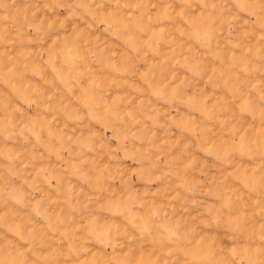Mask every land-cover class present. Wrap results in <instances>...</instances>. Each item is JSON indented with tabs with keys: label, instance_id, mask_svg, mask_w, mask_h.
Here are the masks:
<instances>
[{
	"label": "rangeland",
	"instance_id": "rangeland-1",
	"mask_svg": "<svg viewBox=\"0 0 264 264\" xmlns=\"http://www.w3.org/2000/svg\"><path fill=\"white\" fill-rule=\"evenodd\" d=\"M234 232L264 244V0H0V258L228 264Z\"/></svg>",
	"mask_w": 264,
	"mask_h": 264
},
{
	"label": "clouds",
	"instance_id": "clouds-1",
	"mask_svg": "<svg viewBox=\"0 0 264 264\" xmlns=\"http://www.w3.org/2000/svg\"><path fill=\"white\" fill-rule=\"evenodd\" d=\"M163 176V174H162ZM155 183V177L152 181ZM159 220V218H157ZM229 219H221L220 217H213L209 214L207 217L201 216L197 221L189 225L173 224L170 226L172 235L175 237L176 246L181 249H187L194 255H202L207 250V239L200 242V237L205 235L212 229L223 227L229 224ZM144 222L137 219L136 224L142 225ZM169 228H165L168 232ZM236 237V254L231 255V250L228 253V264H264V244L255 241H246L239 232H234ZM117 236V232L113 231L105 240V246L111 245ZM210 239V238H209ZM4 249L0 248V252ZM9 253L15 252V248H9ZM15 257L11 255H4L0 258V264H11Z\"/></svg>",
	"mask_w": 264,
	"mask_h": 264
}]
</instances>
